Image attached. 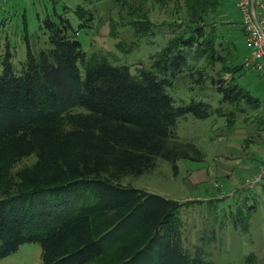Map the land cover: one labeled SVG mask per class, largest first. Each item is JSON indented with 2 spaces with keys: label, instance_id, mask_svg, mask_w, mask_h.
<instances>
[{
  "label": "trees",
  "instance_id": "trees-1",
  "mask_svg": "<svg viewBox=\"0 0 264 264\" xmlns=\"http://www.w3.org/2000/svg\"><path fill=\"white\" fill-rule=\"evenodd\" d=\"M221 3L186 0L187 31L138 73L89 56L63 15L45 19L46 43L26 39L18 68L8 49L0 72V264L28 243L41 246V264H212L202 241H184L181 210L192 201L123 179L151 172L159 159L177 172L179 160L204 158L179 136L180 120L261 101L237 78L211 77L217 101L204 95L208 76L198 62L218 54L201 20ZM183 77L193 81L188 102L174 93Z\"/></svg>",
  "mask_w": 264,
  "mask_h": 264
},
{
  "label": "rangeland",
  "instance_id": "rangeland-1",
  "mask_svg": "<svg viewBox=\"0 0 264 264\" xmlns=\"http://www.w3.org/2000/svg\"><path fill=\"white\" fill-rule=\"evenodd\" d=\"M236 3L222 0L201 20L209 23L218 54L215 60L207 57L198 62L208 76L204 95L217 101L211 77L237 78L261 101L226 104L221 114L208 119L180 120L179 136L194 141L204 158L179 160L177 172L172 163L159 159L154 170L126 177L123 183L192 201L181 210L184 241L189 247L202 241L208 262L264 264V177L253 187L245 184L247 178L262 172L264 163V86L256 72L235 68L248 52ZM184 12L186 0H0V72L8 49L18 68L27 57L26 39L32 47L46 43L45 19L63 15L79 28L78 37L89 56L131 65L138 73L152 65L169 38L182 28L187 31L181 17ZM190 84V77L176 80L178 100H191ZM194 91L199 92L196 85ZM33 161L28 158L25 163ZM41 253L38 243L24 244L2 264H41Z\"/></svg>",
  "mask_w": 264,
  "mask_h": 264
},
{
  "label": "built area",
  "instance_id": "built-area-1",
  "mask_svg": "<svg viewBox=\"0 0 264 264\" xmlns=\"http://www.w3.org/2000/svg\"><path fill=\"white\" fill-rule=\"evenodd\" d=\"M239 25L243 31V39L248 52L243 59L245 71L256 72L264 86V0H237ZM264 177L262 172L247 178L245 184L253 187Z\"/></svg>",
  "mask_w": 264,
  "mask_h": 264
}]
</instances>
